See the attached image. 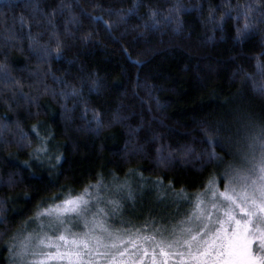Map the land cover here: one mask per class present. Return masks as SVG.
<instances>
[{"label": "trees", "instance_id": "1", "mask_svg": "<svg viewBox=\"0 0 264 264\" xmlns=\"http://www.w3.org/2000/svg\"><path fill=\"white\" fill-rule=\"evenodd\" d=\"M262 133L264 0H0V264L69 193L194 198Z\"/></svg>", "mask_w": 264, "mask_h": 264}, {"label": "snow or ice", "instance_id": "2", "mask_svg": "<svg viewBox=\"0 0 264 264\" xmlns=\"http://www.w3.org/2000/svg\"><path fill=\"white\" fill-rule=\"evenodd\" d=\"M249 27L246 22L244 28ZM253 139L260 144L259 160L253 151L251 168L230 175L223 191L210 182L206 193L211 198H192L182 218L159 226L148 220L140 228L130 222L117 227L108 218L119 211V201L108 200L110 210L96 207L86 187L82 194L69 193L53 207L38 209L36 219L47 217V224L41 221L39 233L21 241L17 255L21 261L31 256L29 264H117V257L126 256L129 260L119 264H254L249 248L256 232L264 249V139Z\"/></svg>", "mask_w": 264, "mask_h": 264}, {"label": "rangeland", "instance_id": "3", "mask_svg": "<svg viewBox=\"0 0 264 264\" xmlns=\"http://www.w3.org/2000/svg\"><path fill=\"white\" fill-rule=\"evenodd\" d=\"M264 139V137H263ZM253 151L255 152L256 161L260 157V144L259 142L255 147L249 149L247 154L241 156V159H238V165L232 167L229 171V174L226 179L228 183V177L230 175H235L237 171H244L251 168L249 161L252 159ZM42 157H46V160H50L49 149L44 148L40 150ZM44 159V158H43ZM256 161H252L255 163ZM225 183V184H226ZM216 185V184H215ZM216 187L219 191H223V188ZM99 189L98 195L100 197V203L97 204L95 199L97 195L96 189ZM89 191L93 193L92 204L96 207H104L108 210L111 209V205L108 204V200H117L120 203L119 211L114 215L110 216L109 223L119 227L121 222H128L131 225H134L137 228H140L145 225V222L148 220H153L156 226L161 224H169L173 218H182L183 214L189 210V202L192 198L182 197L180 198L176 194H172L166 191L164 188H161L157 183H151L140 176L131 175L130 177L117 181V180H100L94 185L89 187ZM129 192L132 194V199H129ZM198 195H202L205 199H210V194L206 193V190ZM195 196V197H196ZM94 210V208H93ZM43 221L47 224V217H40L39 220L36 217L27 223L20 231H17L12 237L9 248H10V259L11 264H29V261L32 259L31 256L24 257L23 261L17 255V252L20 249L21 241L29 233H39V224ZM253 237H250L252 239ZM35 244V240H33ZM260 233L256 232L254 234V242L249 248V256L254 261V264H261L264 261V249L260 248ZM15 246V247H14ZM129 257H117V264L120 261H128ZM49 264H60L58 261H50ZM99 264H106L105 261L101 260Z\"/></svg>", "mask_w": 264, "mask_h": 264}]
</instances>
